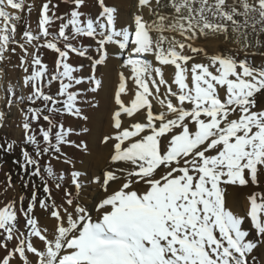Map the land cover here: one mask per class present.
<instances>
[{
    "label": "snow or ice",
    "instance_id": "obj_1",
    "mask_svg": "<svg viewBox=\"0 0 264 264\" xmlns=\"http://www.w3.org/2000/svg\"><path fill=\"white\" fill-rule=\"evenodd\" d=\"M122 3L0 0V128L15 108L23 133L0 152L32 187L0 207V264H264V0H130L126 26Z\"/></svg>",
    "mask_w": 264,
    "mask_h": 264
},
{
    "label": "rangeland",
    "instance_id": "obj_2",
    "mask_svg": "<svg viewBox=\"0 0 264 264\" xmlns=\"http://www.w3.org/2000/svg\"><path fill=\"white\" fill-rule=\"evenodd\" d=\"M123 3H125L124 0H123ZM122 8L123 9L121 10V14H124L125 18L127 19V23H130L131 22V12H132L131 9L130 10L129 9H125V6H123V5H122ZM96 11L97 10L95 8L90 9L89 14L90 15H94L96 13ZM31 21L35 22V15H33V17L31 18ZM121 22H122L121 23L122 25H125V22L123 20H121ZM33 26H35V24ZM20 31L21 32L23 31V25L22 24L20 26ZM17 51H19V49ZM45 59H46V61H48L50 63L51 62V55L50 54L47 55L45 57ZM113 61H118L119 65L116 62L115 65H118V66L115 67L114 63L112 62V65H111L112 71L107 73V74H105L102 77L103 80L107 79V81L111 82L110 83V92L111 93L113 91V88L115 87V82H116V80H115L116 76L115 75H116L117 71L121 70L120 69V61L119 60H115V59ZM257 62L259 63V58H257ZM83 63L85 64V70H87V62L85 61ZM9 68L11 69V65H9ZM113 73H114V75H113ZM11 83H12V86L14 88H18V83H19L18 80L14 79V80H12ZM4 84H5V86H8V81L6 80L4 82ZM111 93L109 95V100H110ZM5 94L6 93L3 90H0V96H4ZM12 98L15 99V97H12ZM98 102H99V100H98ZM0 107H3L2 102H0ZM19 122H20V115L17 112V110L15 108H13L11 110V112L7 116L6 126L3 127V128H0V141H3L5 138H7L8 140L15 139V140H17L19 142L22 139V136H23L22 131H20L19 130L20 128L17 127ZM91 130H92V135L95 134V131L92 128H91ZM106 130H107L106 125H105V127H103L102 130L99 128L98 137H100L102 135V133L104 131H106ZM96 144H98V145H97V147L95 149V153H104L105 149L103 148V145L100 144L99 142H96ZM66 151L70 152L71 150L66 149ZM19 156H20V148L19 147L16 148L15 153L12 154V155H6V154L0 152V203H2L3 205H4V203L10 202L14 198H16L17 193H19L20 195L27 194V195L30 196V194L32 192L31 184H29V187L26 190V193H25V190L21 186L22 182L20 180V170L13 163V160L19 158ZM52 164L54 165L55 169L60 170L61 174L64 175L65 180L69 179V166L63 165L62 163H59L57 161H52ZM77 167L80 168V167H82V165L78 164ZM8 174H10L11 177H12V183L15 185L14 187H8L7 186L6 180H7V175ZM36 183L39 184L40 181L36 180ZM93 189H95L94 185H90V186H88L86 188L85 193H84L85 199H87V198L89 199L90 198L88 193L93 191ZM9 190H14V192L11 193V195L8 197L7 195H8ZM42 196H43V192H42V188H41V190L38 192V197H42ZM57 199H59V196H57ZM228 205H229L230 209L234 213H238L241 216H243L246 213L247 208H248L247 201L244 199V195L241 193L240 190H236L229 197ZM40 214H42V211L37 209L36 215L38 217H40ZM43 216H45V214ZM23 223H24V221L21 220L20 221V225L23 226ZM245 227L247 228L248 225L246 224Z\"/></svg>",
    "mask_w": 264,
    "mask_h": 264
},
{
    "label": "bare ground",
    "instance_id": "obj_3",
    "mask_svg": "<svg viewBox=\"0 0 264 264\" xmlns=\"http://www.w3.org/2000/svg\"><path fill=\"white\" fill-rule=\"evenodd\" d=\"M124 1H125V3H122V5L125 6V9H129V10L131 9V11H132V8L129 6L130 5V0H124ZM123 8L121 7V10ZM121 20H123L125 22V25L128 24L127 23V19L125 18V15L124 14H121ZM31 22L33 23V25L35 24L34 21H31ZM209 50H211V49H209ZM116 62L119 65V62L118 61H113L114 65L116 64ZM118 65H115V67H117ZM169 74H170V70H169ZM113 75H114V73H113ZM110 83L111 82L110 81H107V79L104 80V89L97 96V99L99 100V104H100V109H99V112L97 113V119L93 122L92 125H90V127L95 131V134L92 135L93 138L98 137V135H99L98 134L99 128L102 130L103 127H105V125L107 127V117L105 115V109L111 106V101L109 100V95L111 93L110 92ZM126 98L129 99V97H125V99ZM19 130L21 131V129H19ZM97 145L98 144H96V143H93L91 145L92 148H93L94 153H95V149H96ZM85 167H86V165H85ZM13 192H14V190H9L7 196L9 197L11 195V193H13ZM96 192H97V189L96 188L93 189V191L89 192L88 194H89L90 198L89 199L87 198L86 201L90 203L91 200L96 196ZM2 206H3V204L0 203V207H2ZM44 214L45 213L43 211H42V214H40V219H41V222L42 223L44 222V216H43Z\"/></svg>",
    "mask_w": 264,
    "mask_h": 264
}]
</instances>
